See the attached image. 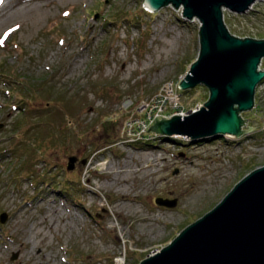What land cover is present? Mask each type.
I'll list each match as a JSON object with an SVG mask.
<instances>
[{
    "label": "rangeland",
    "instance_id": "obj_1",
    "mask_svg": "<svg viewBox=\"0 0 264 264\" xmlns=\"http://www.w3.org/2000/svg\"><path fill=\"white\" fill-rule=\"evenodd\" d=\"M142 1L2 7L0 264H136L264 163V77L252 107L239 110L241 128L253 126L239 135L191 141L137 124V106L158 90L170 95L165 115L208 94L203 83L178 87L198 51L199 20ZM222 18L235 35L264 37V0L224 7Z\"/></svg>",
    "mask_w": 264,
    "mask_h": 264
},
{
    "label": "water",
    "instance_id": "obj_2",
    "mask_svg": "<svg viewBox=\"0 0 264 264\" xmlns=\"http://www.w3.org/2000/svg\"><path fill=\"white\" fill-rule=\"evenodd\" d=\"M252 1H142L149 9L169 2L181 7L183 18L199 20L198 51L178 87L203 83L208 89L200 105L183 114L155 115L145 130L164 136L184 134L195 141L224 133L239 135L253 127L241 128L246 118L239 110L252 107L254 86L264 77V69L257 68L264 54V37L235 35L222 18V8L242 12ZM74 159L69 154L66 167ZM154 200L174 203V199L162 196ZM5 215L0 212V221ZM15 255L13 252L12 257ZM136 264H264V163L244 173L215 204Z\"/></svg>",
    "mask_w": 264,
    "mask_h": 264
},
{
    "label": "built area",
    "instance_id": "obj_3",
    "mask_svg": "<svg viewBox=\"0 0 264 264\" xmlns=\"http://www.w3.org/2000/svg\"><path fill=\"white\" fill-rule=\"evenodd\" d=\"M166 87L167 89L169 88L171 90V87H172L171 81L170 83H167ZM167 92L158 90L154 92L152 95H150L149 97H145L141 100L140 106H137L138 110H140L141 116L139 118L135 117V121L137 122V124L147 127V125L153 121V117L155 115L157 117H160L161 115L168 116L172 114L171 112L168 115H165L164 113V110H166L165 102L168 99H170L168 98L170 95ZM176 111L177 112L175 113H178V114L184 113L183 111L179 109H176Z\"/></svg>",
    "mask_w": 264,
    "mask_h": 264
},
{
    "label": "bare ground",
    "instance_id": "obj_4",
    "mask_svg": "<svg viewBox=\"0 0 264 264\" xmlns=\"http://www.w3.org/2000/svg\"><path fill=\"white\" fill-rule=\"evenodd\" d=\"M19 1V0H18ZM18 1L17 0H0V12H1V10H2V7L5 5V4H16V3H18ZM19 4L20 3H18V4H16V7H15V9H17L18 8V6H19ZM22 4V6H26V2H24V3H21ZM14 10V9H13ZM16 11V10H15ZM227 134H229V135H231L230 133H227ZM156 156V155H155ZM153 158H155L154 157V155H153ZM111 163V165H112V162L109 160L106 164H105V166H107L108 164H110ZM123 166H127L128 165V163H126L125 161H124V163L122 164ZM148 165V164H147ZM120 167V166H119ZM120 169H121V167H120ZM124 172H123V176H122V179L124 180L125 178V176L127 175V171L129 172L130 171V168L129 167H126L124 170H123ZM115 176H116V174H115ZM125 186H123V188H124ZM130 204V203H129ZM131 205V204H130ZM117 261H118V264H122V261H123V259H122V257H118L117 258Z\"/></svg>",
    "mask_w": 264,
    "mask_h": 264
},
{
    "label": "trees",
    "instance_id": "obj_5",
    "mask_svg": "<svg viewBox=\"0 0 264 264\" xmlns=\"http://www.w3.org/2000/svg\"><path fill=\"white\" fill-rule=\"evenodd\" d=\"M107 20H110V19L108 18ZM198 38H199V37H198ZM191 61H192V59L190 60V62H191ZM190 62H189V63H190ZM0 73H1V71H0ZM1 74H5V73H1ZM161 136H164V135H161ZM168 137H169V136H168ZM97 148H98V147L93 148L92 151H94V150L97 149Z\"/></svg>",
    "mask_w": 264,
    "mask_h": 264
},
{
    "label": "snow or ice",
    "instance_id": "obj_6",
    "mask_svg": "<svg viewBox=\"0 0 264 264\" xmlns=\"http://www.w3.org/2000/svg\"><path fill=\"white\" fill-rule=\"evenodd\" d=\"M67 15V14H66Z\"/></svg>",
    "mask_w": 264,
    "mask_h": 264
}]
</instances>
